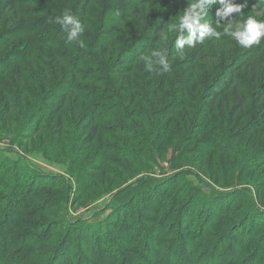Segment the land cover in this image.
Listing matches in <instances>:
<instances>
[{
    "label": "trees",
    "instance_id": "16d2710c",
    "mask_svg": "<svg viewBox=\"0 0 264 264\" xmlns=\"http://www.w3.org/2000/svg\"><path fill=\"white\" fill-rule=\"evenodd\" d=\"M132 1L135 6L129 9L127 5ZM192 2L194 0H164L160 4L152 0H0V127L4 126L9 130L19 119H27L26 127L32 126L34 134H41L39 145L51 150V156H68L72 161L83 160L82 170L101 171L102 177L99 176L97 180L104 182V175L110 170H102L101 163L110 164L111 159L100 157H105L107 151H115L104 141L101 126L98 125L100 118L133 119L138 124L134 128H138L139 136L145 140L149 137L148 139L154 142L155 139L150 137L159 126L167 129L172 125L175 128L172 131H191L192 125L187 120L189 113L183 112L182 115L179 111L182 107H188L194 120L213 119L215 114L220 125L224 119L235 122L234 132L239 136L253 131L252 145L255 153L246 157V154L238 152V155H234L233 162L238 168L243 166L248 170L264 169V129H261L264 125V115L260 119L261 123L255 119L238 127L248 114L245 87L241 83L242 71L247 69L253 76V81L257 80L258 69L252 60L255 59L256 53L261 51L262 40L252 48L254 53L248 51L247 54L232 57V54L226 51L223 61L219 62L221 65L218 63V55L208 52L205 46L198 47L199 51L195 50L197 53L190 54V61L187 63L190 65L186 69V72L190 73L185 81V85L191 84L192 93L198 94V97L195 95L196 97L190 99V94L180 91V98L168 104L164 99L167 100L169 95L154 85V72L148 73L145 65L141 64L140 57L150 56L153 47L161 45L163 37L168 38L166 41L169 50H163H167L169 62L179 54L173 52L174 39L178 33L168 31L171 25L169 19L179 3ZM231 2L242 5L241 13L237 14L245 19L252 15L257 19H264V0ZM221 7L219 3L213 4L208 14H211V11L216 14ZM66 9H70L85 25V32L80 37L84 42L83 47L75 42L67 43L66 33L60 25L51 22ZM214 19L218 20V17ZM177 22L178 18L175 23ZM198 61L202 62L205 70V86H201L199 73H195ZM180 66L183 65L176 64L168 74ZM140 70L146 74L148 85L142 99L145 100L142 101L143 106L151 109L159 107V112L155 115H159L162 120L170 118L164 124L159 125L155 118L151 119L146 112L132 107L135 99L129 100L127 96L119 95L126 90H135L132 76ZM261 76L264 81V71ZM165 81L166 78L163 84ZM126 86L129 89H126ZM254 89L263 113L264 82L256 85ZM190 100L197 105L193 113V106H187V101ZM202 103L203 107H200ZM126 105H129L130 109ZM69 113L72 120L69 119ZM35 118L36 123L32 125ZM44 118L49 119L48 127L52 130V135L49 131L41 132L40 125ZM206 122L207 120L202 121L198 128L207 130L209 125H217L213 122L207 125ZM111 126L116 129L114 124L109 128ZM69 128H72V131H69ZM128 132L130 131L124 126L121 132L124 133L122 142L134 146V136H130L132 134ZM179 144V140L175 142L176 146ZM257 147L259 149L255 150ZM208 148L221 149L228 153L222 146L218 147L214 143H210ZM247 162L249 165H245ZM4 163L9 162L4 160ZM229 163L227 159L220 161V165L225 168ZM13 168L7 176H0V264H28L31 260H35L34 264H75L74 257L84 258V254L91 255L92 260L98 259L99 262L95 263L89 259L86 262L85 259L82 262L76 261V264H264V234L259 235L264 225L258 223L264 220V211L255 209L254 213H242L239 210L246 209L244 204L237 205L240 209L235 207L234 210L231 209V204L222 205L221 200L226 199L229 193L215 192L217 195L210 196L205 201L208 208L206 214L196 212L195 196L182 205H179L181 196L175 198L169 205L171 208L166 210L163 209L165 203L162 201L158 211L154 212L161 215L158 221H153L159 227L149 229L148 234L137 229H133L135 233L129 230L128 222L132 219L128 220L124 216L126 227L122 226L118 230L112 226L110 237L106 240L100 232L97 235L95 229L93 234L85 235L83 232L90 227L82 229L74 225L59 226L55 232L60 235L56 236L52 235V223L39 216L44 211H29L25 205L36 195L32 194V185L40 182L41 187L45 186L49 184V177L41 172H32L34 170L30 171L16 161ZM225 170L227 171V168ZM25 175H28L30 180L22 181L21 176ZM62 180L64 183V179ZM155 182L153 184L162 180ZM36 190V193L40 194L41 190ZM145 191H149V196L154 194L148 197L149 199H157V186L149 183ZM246 194H249L248 189ZM129 198L131 196L125 197L118 207L122 205L121 209L132 208V203L127 200ZM251 200L253 201L252 197ZM211 204L216 205V209L209 207ZM144 206L153 210L150 205ZM248 208L251 209L252 206ZM161 209L164 211H160ZM29 212L32 217L23 220V216L26 217ZM229 216H232V221L226 222ZM19 226L28 229L21 233L16 230ZM216 229L221 231L217 232ZM75 232L76 236L82 239L84 247H80L77 254L72 255V250L66 246V243H69L66 238H72ZM30 233H33L36 241L28 242L23 238L12 248L20 234ZM121 235L123 237L120 238ZM102 241L106 242L107 247H103ZM33 248L40 249L33 252ZM64 251L67 256L64 255L63 262L57 263L59 255ZM103 258L109 260L103 263Z\"/></svg>",
    "mask_w": 264,
    "mask_h": 264
},
{
    "label": "rangeland",
    "instance_id": "374dc122",
    "mask_svg": "<svg viewBox=\"0 0 264 264\" xmlns=\"http://www.w3.org/2000/svg\"><path fill=\"white\" fill-rule=\"evenodd\" d=\"M152 1H155L156 4H160L161 1L164 0ZM169 1L171 2V0ZM133 5L135 6L132 1L127 7L131 9ZM187 7L188 4L179 3L175 7V12H173V15L169 19L170 24H176V19L184 14V10ZM214 13L215 12L211 11V14H207L205 19L216 29V31L221 33L220 39L209 38L206 39L204 43L197 44L193 48L187 47L182 55L178 54V57H174V60L170 63L171 68H174L176 64L183 66L176 68V70L171 72L170 75L168 72L154 71V85L169 95L167 100L164 99L166 104L179 99L181 96L180 91L190 94V99L196 97L195 95L198 97V94L192 93L191 84L185 85V81L188 73H190V71L186 72V69L190 65H187L188 61H190V54L192 52L197 53V51H199L197 48L201 45L203 47L205 46L208 52L211 51V53L220 57L218 63L223 61L222 59L225 57L226 51L231 53L232 57L240 54H247L248 51L254 53L252 48L256 46L253 45L251 48H242L231 39V37L223 35V28L225 26L223 24L224 20H220L221 24L218 25L216 23L217 20L214 19L216 17V14ZM230 18H234L233 23H238L245 19L244 16L237 13H233ZM167 39L168 38L163 37L161 45L154 46L153 50H163V48L169 50V44L166 41ZM175 40L176 38L174 41ZM262 41L264 42V39H262ZM263 42L260 45L261 51H258L255 59L252 60L253 65L258 69L257 80L253 81V76H251L250 72H247V69L242 71L241 83L245 87L244 94L247 97L248 114L243 121L239 123L238 127L245 125L244 123L246 122L250 123L255 119V121L260 122V119L264 115V112H261L262 107L258 103L256 92L254 93V87L264 82L261 79V74L264 71ZM175 49L176 48H174L173 52L177 54L178 52H176ZM151 52L149 55H151ZM199 61L197 63L198 68H195V73H199V82L201 86H205L203 84L206 79L204 73L205 70L202 67V62ZM141 64H144L143 60ZM219 65L221 64L219 63ZM145 76L146 74L140 70L138 74L132 76V82L136 87L135 90H126V92H122L119 95H122V97L127 96L129 100L135 99V102L131 104L132 107L146 112L149 118H155V120L158 121V124H164L169 121L170 118L162 120L159 115H155V113L159 112V107L151 109L150 107L143 106L144 104L142 101L145 100L142 99L145 95V89L148 86ZM165 78L166 81L163 84ZM126 89L129 88L126 86ZM56 93L60 94L59 92ZM170 97H172V99ZM187 102V106H193L191 109V113H193L197 106L196 102L191 100ZM203 104L204 103H202L200 107H203ZM126 107L130 109L129 105H126ZM179 111H181L182 115L183 112L189 113L187 120L192 125L191 131H172L175 129L172 125L171 128L169 127L167 129H164V126H159L158 129H154V134L150 137L155 139L154 142L148 139L149 137L145 140L139 136L138 128H134L137 127L138 124L133 119L127 120L124 117H117L109 120H102V118H100L98 125L101 126L100 131L104 137V141L107 143L106 145L111 146L110 148H113L115 151V153H108L107 151L105 152V157H100V159H111L110 164L102 165L101 163L102 170H110L104 175V182H98L97 180L99 176L102 177L101 171L94 172L92 170H82L84 167L81 166L84 163L83 160L72 161L67 158L68 156L66 158H56L51 156V150L49 151L46 146L39 145L41 134H34L32 126H30V128L26 127L27 119H19L17 124L10 127L9 130L4 126L0 127V176H7L9 171L14 170L13 163L16 161L30 171L34 170L32 172H41L49 177L47 178L49 184H45V186L41 187L42 183L40 182L32 185L34 186V192L31 193L36 195L34 198L32 197V201L28 200L25 205L29 211H44L45 213L42 212L43 214L39 216L45 217L48 222L52 223V235L56 236L60 235V233L56 234L55 232L56 228L59 226L65 225L66 227L68 225H74L78 228L81 227L82 229L90 227V229L85 230L84 232L81 231L85 235L93 234L92 232L95 229V231L98 232L97 235H99L100 232L102 237L104 236L103 239L106 240L110 237L109 231L112 229V226L118 230L122 226L126 227L124 216L128 220L132 219L128 222L127 228L129 230L134 232L133 229H137V231L141 233L144 231V233L148 234L149 229H156L158 226L155 225L153 221H158V217H161V215L154 214V212L158 211L159 205L162 201H164L163 204L165 203L163 209L166 210L167 208H171L169 207L170 203L180 196L181 198L179 199L181 201L179 205L186 203L195 196L197 199V205L195 207L196 212L200 214L207 213L208 208L206 207L205 201L208 200L210 196H213L215 192H218V194L223 192L229 193L228 197L221 201L222 205L223 203L231 204L232 210H234L235 207L237 208V205L244 204L246 209H241L239 212L254 213L256 212L255 209L264 211V169L251 168L248 170L243 166L241 168L240 165H238L240 167L238 168L237 164L235 165L233 162L234 155H238V152L239 154L240 152L246 154V157L250 155V153H255L252 145L254 132L250 131L239 136L234 132L236 125L235 122H232L230 119H224L223 124L220 125V123L216 121L218 116L215 114L213 115V119L206 118L202 121L207 120V125L212 122L213 124L217 123V125H209L207 130H200L198 127L202 121L200 119L194 120L191 118L192 116L189 112L190 108L188 111V107H182ZM68 115L70 116L69 119L72 120L71 113ZM35 121L36 118L33 120L32 125H34ZM48 121L49 119L47 118L42 119V125H40L41 132L49 131V134L52 135L53 132L50 127H48ZM112 124H114L116 129H112L113 126L109 128ZM124 126L130 131L128 133L132 134L130 136H134L132 140L135 142V147L122 142L124 140V133L121 132L123 131ZM23 127L25 128L23 129ZM261 129H264V125L261 126ZM69 131H72V128H69ZM136 131H138V133H136ZM111 137L114 139H109ZM188 139H191V141ZM178 140L180 144L176 146L175 142ZM186 141L189 142L186 143ZM210 143H214L218 147L222 146L223 150L226 149L228 153H224L221 149L208 148L210 147ZM256 149L259 148L257 147L255 150ZM223 159H227V162H230L229 165L227 164V171L225 170V166L220 165V161ZM4 160H7L9 163H4ZM90 162L95 163V161ZM245 165H249L248 162L245 163ZM243 170L246 171L243 172ZM22 174L23 173H21V175ZM21 179L22 181L30 180L28 175L21 176ZM62 179H64V183H62ZM159 179H161L162 182L155 184L157 183L155 181H158ZM153 182L155 183L153 184ZM149 183H152L155 187L157 186L158 192H156L155 195L158 196H156V200L152 198L149 199L154 196V194L149 196V191H145ZM27 188L26 185L25 189ZM36 189L41 190L40 194L39 192L36 193V191H38ZM246 189H248L249 194H246ZM143 192L147 193L144 194ZM127 196H131V198L127 200L128 203H132L133 206L132 208L121 209L122 205L118 207V204H120V202ZM251 197L253 198V201L251 200ZM146 201H148V204H146ZM144 205H150L153 210L151 211ZM250 205L252 206L251 209L248 208ZM209 207L216 209V205L211 204ZM238 208L240 209V207ZM163 209L160 211H164ZM31 217L32 214L29 212L26 214V217L23 216V220H28ZM231 219L232 216L227 217L226 222L232 221ZM258 223L264 225V220H261V222ZM27 229L28 228L25 226H19L16 228V230L21 233H24ZM216 231L220 232L221 229H216ZM260 232L259 235L264 234V228ZM76 235L77 233L75 232L72 238H66L69 242L66 243V246L72 250V255H76L78 249L84 247L82 239H79ZM134 236L135 235H133V237ZM121 237H123V235H121L120 238ZM23 238L28 242L36 241L33 233L28 235L20 234L18 241L16 240L17 242L15 241L13 243L12 248L16 247L18 245L17 243ZM256 241L257 240H255V242ZM102 245L104 248L107 247L106 242L102 241ZM37 249L40 248H33L32 251H38ZM101 254H103L102 250ZM64 255L67 256L66 251L59 255L57 263L58 261L63 262L62 259H64ZM90 256L91 255L86 256V254H84V258L79 256L78 259L77 256L74 258L76 261L81 262L86 259L87 262V259H93ZM150 259L153 261L155 260V258L152 257H150ZM108 260L103 258V263H106ZM76 261H74L75 264L77 263ZM92 261L95 263L99 262L98 259ZM21 263L24 264V262ZM27 263L34 264L36 262L35 260H31Z\"/></svg>",
    "mask_w": 264,
    "mask_h": 264
},
{
    "label": "clouds",
    "instance_id": "9594fccd",
    "mask_svg": "<svg viewBox=\"0 0 264 264\" xmlns=\"http://www.w3.org/2000/svg\"><path fill=\"white\" fill-rule=\"evenodd\" d=\"M215 3L222 5L216 12L218 17L216 23L219 25L220 20H224L223 35L231 37L242 48H251L264 39V19H257L255 15H252L241 22L233 23L234 18L230 17L233 13H241L242 5L233 4L231 0H194L188 4L184 14L178 18V22L169 25L168 28L169 32L178 33L174 46L179 54L182 55L186 46L193 48L197 44L204 43L206 39H220L221 33L205 19L208 10ZM51 22L60 25L66 33L67 43L75 42L83 47L84 42L80 37L85 32V25L71 13L70 9L64 10ZM140 59L144 61L148 73L154 71L166 73L171 70L166 49L153 50L150 56L142 55Z\"/></svg>",
    "mask_w": 264,
    "mask_h": 264
}]
</instances>
